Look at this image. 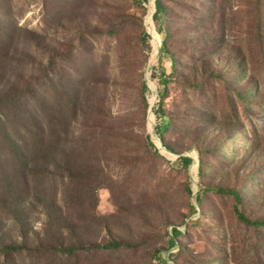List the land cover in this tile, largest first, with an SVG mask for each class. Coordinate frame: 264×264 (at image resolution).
Wrapping results in <instances>:
<instances>
[{
  "label": "rangeland",
  "instance_id": "obj_1",
  "mask_svg": "<svg viewBox=\"0 0 264 264\" xmlns=\"http://www.w3.org/2000/svg\"><path fill=\"white\" fill-rule=\"evenodd\" d=\"M163 3L160 23L155 0H0V100L25 93L38 111L69 90L92 124L72 148L79 178L33 179L0 105V264H264V226L236 211L264 219V0ZM37 188L83 242L129 245L6 251L18 193ZM43 212L28 206L42 235Z\"/></svg>",
  "mask_w": 264,
  "mask_h": 264
},
{
  "label": "trees",
  "instance_id": "obj_2",
  "mask_svg": "<svg viewBox=\"0 0 264 264\" xmlns=\"http://www.w3.org/2000/svg\"><path fill=\"white\" fill-rule=\"evenodd\" d=\"M155 7L154 20L160 23L163 21L164 23L167 9L163 0H155ZM197 45L200 48L205 44L197 43ZM162 50L164 54H169L167 43H163ZM204 51L211 55L208 48H204ZM193 55H197V52H194ZM175 57L176 54H171V60L174 63L177 62ZM16 96L17 94L7 95L6 98H10L0 100V105L4 106L3 108L12 105L14 106L13 109L18 112V159L21 161V165L29 170V174L33 179L41 176L54 178L61 176L68 180L79 178L77 174L79 172L77 171L81 170L79 169L81 160L78 158L80 154H75L72 148L78 145L79 142L81 143L79 138L83 135V131L91 128L92 124L89 123L87 118H80V108L78 109V106H76L77 97L75 99V95L73 96L72 92L68 90L67 97L64 98L62 103L48 106L47 101H42V104L39 105L40 109L34 111L30 106V102L25 100L28 98L25 93L18 95V101H16ZM167 148L171 150L169 146ZM221 191L231 193L236 202L241 203V196L238 191L230 188ZM72 192L71 187H66L64 190L65 196ZM31 195L33 202H28L26 197L18 193L16 212H18L19 240L18 243L13 242L6 245V251L36 252L47 249L61 254L73 255L76 251L119 248L129 245L128 242L118 237L110 238L107 243L98 241L83 242L77 234L74 235V231L81 225L77 223L75 217L70 218L65 213L66 204L56 201L50 203L43 196L41 189L38 188ZM35 203L44 211V235L37 231L29 220L32 219V216L28 213V206L35 205ZM236 211L239 219L244 223L264 226V219L255 218L250 220L238 207H236ZM105 231L112 236L108 225L105 226Z\"/></svg>",
  "mask_w": 264,
  "mask_h": 264
},
{
  "label": "bare ground",
  "instance_id": "obj_3",
  "mask_svg": "<svg viewBox=\"0 0 264 264\" xmlns=\"http://www.w3.org/2000/svg\"><path fill=\"white\" fill-rule=\"evenodd\" d=\"M156 36V35H155Z\"/></svg>",
  "mask_w": 264,
  "mask_h": 264
}]
</instances>
